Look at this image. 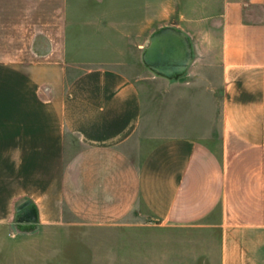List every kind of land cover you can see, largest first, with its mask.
<instances>
[{"label": "crops", "instance_id": "1", "mask_svg": "<svg viewBox=\"0 0 264 264\" xmlns=\"http://www.w3.org/2000/svg\"><path fill=\"white\" fill-rule=\"evenodd\" d=\"M166 26L192 49L172 75L144 59ZM78 220L165 227L166 264H264V0H0V263Z\"/></svg>", "mask_w": 264, "mask_h": 264}, {"label": "rangeland", "instance_id": "2", "mask_svg": "<svg viewBox=\"0 0 264 264\" xmlns=\"http://www.w3.org/2000/svg\"><path fill=\"white\" fill-rule=\"evenodd\" d=\"M131 53V61L117 64L125 66L132 73L141 74L148 66L138 52L137 56ZM142 81L147 86V120L154 121L161 111L153 112L152 102L163 99L160 90L163 85L155 77H145ZM166 231L167 228L147 221L123 220L108 225H91L78 220L46 231L45 237H30L17 242V252L12 261H2L0 264H166V255H157L152 250L166 248ZM186 250H175V264L206 258L192 249Z\"/></svg>", "mask_w": 264, "mask_h": 264}, {"label": "water", "instance_id": "3", "mask_svg": "<svg viewBox=\"0 0 264 264\" xmlns=\"http://www.w3.org/2000/svg\"><path fill=\"white\" fill-rule=\"evenodd\" d=\"M177 54L181 55L176 60ZM192 57L188 36L182 30L166 26L150 37L144 52L145 61L155 70L172 75L184 71Z\"/></svg>", "mask_w": 264, "mask_h": 264}]
</instances>
